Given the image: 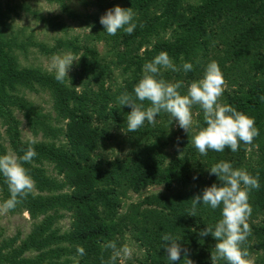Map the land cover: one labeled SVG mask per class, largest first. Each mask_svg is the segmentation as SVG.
Wrapping results in <instances>:
<instances>
[{
	"label": "trees",
	"instance_id": "16d2710c",
	"mask_svg": "<svg viewBox=\"0 0 264 264\" xmlns=\"http://www.w3.org/2000/svg\"><path fill=\"white\" fill-rule=\"evenodd\" d=\"M50 1H57L68 16H79L66 0ZM113 1L84 0L85 5L97 7L96 12L82 15L90 31L81 40L78 36L58 38L51 48L31 36L20 40L5 34L2 26L10 12L0 3V121L6 126L15 155L22 156L30 146L38 154L31 163L23 164L38 193L31 192L14 211L26 210L35 219L42 215L18 244L19 237L0 242V264H102L101 258L107 261L111 255L103 245L115 241L119 247L121 237L128 232L143 249V259L135 264H173L161 247L165 233L180 238L178 243L189 249L193 264H211L217 241L211 235L200 237L198 232L206 227L214 229L222 218L221 208L213 210L201 204L195 217L187 213L195 195H202L203 189L213 183L220 185L217 177L209 174V168L220 161L259 177V190L249 193L251 235L245 247L249 254L260 251L258 259L264 264V101L260 99L264 96V0H122L120 7H131L137 14V27L131 35L120 30L110 36L99 18L115 6ZM23 8L30 10L26 5ZM101 40L134 65L126 85L113 88L112 69L94 45ZM29 45L48 52L60 47L74 54L82 52L78 71L60 83L54 72L21 66L14 52L25 51ZM161 51L181 67L172 76L162 72V78L172 83L182 81V95L187 94L192 82L204 76L210 62L218 63L231 85V91H224L225 103L254 118L259 129L251 145L241 142L237 152L226 148L223 152L209 150L202 156L192 139L206 126L204 119L199 118L197 131L174 140L177 132L171 129L172 117L163 111L154 126L146 121L138 132L127 131L131 109L120 106L118 97L125 92L135 96L133 90L143 76L142 67ZM184 62L192 63L193 70L185 73ZM35 84L50 92L54 117L17 93L19 86L32 88ZM137 103L150 106L147 101ZM15 110L22 111L30 129L35 134L40 132L44 139L22 140ZM192 110L203 113L198 105ZM113 129L125 130L133 145L131 155L109 159L97 152L113 137ZM174 141L179 148L171 154L165 148ZM5 154L0 144V155ZM44 162L53 164L61 178L50 176ZM192 182L196 186L183 193L152 194L129 205L123 213L118 211L120 196L128 189L140 192L150 184L163 183L169 190L174 183ZM0 191L5 201L10 198L2 174ZM61 209L76 216L68 231L56 226ZM78 247L84 248V255L78 253ZM175 264H185L183 254Z\"/></svg>",
	"mask_w": 264,
	"mask_h": 264
},
{
	"label": "clouds",
	"instance_id": "9594fccd",
	"mask_svg": "<svg viewBox=\"0 0 264 264\" xmlns=\"http://www.w3.org/2000/svg\"><path fill=\"white\" fill-rule=\"evenodd\" d=\"M136 15L131 7L122 8L117 5L106 10L99 18V22L110 36H115L120 30L131 35L137 27ZM78 59L72 54L53 56L49 71H54L56 81L63 83L66 78L69 80L67 74L73 62ZM162 70L179 72L181 67H178L166 52L161 51L150 62L144 64L143 76L134 86L135 96L125 92L118 97L120 106L131 109L127 116L128 132H138L146 121L154 126L157 122L156 117L163 111L170 114L172 120L175 119L178 126L188 133L194 123L192 108L198 105L203 111L206 126L193 137L192 143L202 156L207 155L209 150L223 152L226 148L237 152L241 142L251 145L259 135L254 118L237 111L231 105L219 102L225 90V80L216 61L207 65L203 78L192 82L185 95L179 91L183 87V82H167L162 78ZM182 70L185 73L192 71L193 64L184 62ZM260 99L264 101V96ZM137 101H147L150 106L145 107L143 103L138 104ZM37 155L31 146L22 156L14 153L0 155V174L5 178L11 194L9 199L0 204V213L14 210L33 192L35 181L23 164L31 163ZM209 174H214L221 182L220 185L213 183L203 189L202 195H195L187 214L195 217L197 207L201 204L213 210L221 208L222 218L214 229L206 227L198 232L200 237L211 235L217 241L210 256L211 264H220L221 261H225L226 264H253L248 259L249 251L245 245L251 235L248 223L252 213L249 193L252 190H259V177L252 176L245 169L234 168L227 161L214 164L209 168ZM179 240V237L170 233L161 236V247L166 251L167 258L175 264L181 260L183 254L185 264H193L188 258L189 249L182 248ZM103 248L111 250V255L107 261L101 258L102 264H117L118 259L119 264H125L126 260L131 259L134 251L129 245L118 247L115 241L106 242ZM77 251L81 256L85 254L83 247H78Z\"/></svg>",
	"mask_w": 264,
	"mask_h": 264
},
{
	"label": "rangeland",
	"instance_id": "374dc122",
	"mask_svg": "<svg viewBox=\"0 0 264 264\" xmlns=\"http://www.w3.org/2000/svg\"><path fill=\"white\" fill-rule=\"evenodd\" d=\"M191 3H198L199 0H186ZM70 8L76 13H79L77 18L68 16L60 7L57 1L50 0H0L3 10L9 11V16L4 19V24L2 26L3 31L7 35L18 36L20 40H25L27 37L31 36L34 41L43 44L47 48L54 47L56 45L58 38H71L73 36H78L79 40L84 37V34L90 31L87 22H85V15L87 13H94L97 11V7L94 5H85L84 0H66ZM122 0H114L113 5L120 6ZM23 5L29 7L30 10L23 8ZM49 19L53 20L51 24ZM99 54L103 57L105 63L112 69V77L114 82L112 83L113 88L119 85H126L129 79L131 71L134 69V65L128 63L124 60L122 54L119 53L118 49H109L108 45L101 40L94 42ZM122 48V47H121ZM144 49L141 48L140 51ZM15 55L21 66H38L41 69L49 71V65L53 56L65 54H72L80 58V54H74L69 49H64L62 47L55 49L54 51H44L39 46L29 45L25 51L16 50ZM79 60V59H78ZM78 61H74L71 69L68 72V77L70 75H75L78 71ZM143 70V67H142ZM162 72L167 76H172L175 72L171 70H162ZM203 78V77H202ZM200 78V79H202ZM225 80V79H224ZM109 81L105 82V87ZM225 90L231 91V85L225 80ZM224 90V91H225ZM17 93L29 101H31L35 106L41 108L44 112L49 113L51 117L55 116L53 109V99L50 92L47 89H43L37 84L32 88L19 86L17 88ZM224 92L220 98V103H225L223 99ZM15 116L19 121V130L22 140H37L40 141L44 139L40 132L35 134L28 124L27 119L24 117L22 111L15 110ZM193 113V126L188 131L194 133L197 131L199 118L204 119L203 113H199L197 110H192ZM66 122V121H64ZM65 127V125H64ZM173 131H176L174 140L185 136V131L178 126V123L173 119V125L171 127ZM113 137L106 140L104 143L105 147L99 148L97 152H103L104 155L109 159L118 157L120 159L124 158L126 155L130 154L133 149L128 135L123 129H113ZM0 144L5 148L6 154L14 153L11 149L9 140L7 138L6 126L0 121ZM179 148V143L173 142L172 145H168L165 150L169 153H175V149ZM15 154V153H14ZM180 154L176 152V155ZM169 158V157H168ZM44 167L50 176L61 178L57 175L53 164L49 162H44ZM195 183H190L189 185H183L182 183H174L168 190L164 187L163 183H153L145 187L140 192H134L131 189L126 191V194L121 197V205L118 207V211L123 213L127 210V207L131 204L138 203L142 201L145 197L151 196L152 194H159L165 196H174L185 191H188L195 187ZM34 192L38 191L34 188ZM5 200L2 197L0 191V204H3ZM59 213L62 217L57 222L56 226L61 229V231H68L72 228L74 221H76V216H74L72 211L61 209ZM42 218L40 215L38 218H32L28 211L26 210H11L7 213H0V242L4 239L19 237L17 244L20 239H23L32 229L33 224L38 222ZM120 236V235H119ZM121 244L119 247L124 245H129L133 248V255L131 259L125 261L127 263H137L139 260L143 259V249L138 245V242L133 238L130 232L125 233L121 237ZM29 254V253H27ZM260 251L251 252L249 254V259L253 264H261L258 259ZM119 261V259H118ZM75 264V263H74Z\"/></svg>",
	"mask_w": 264,
	"mask_h": 264
}]
</instances>
